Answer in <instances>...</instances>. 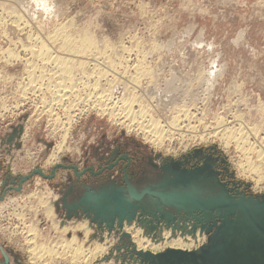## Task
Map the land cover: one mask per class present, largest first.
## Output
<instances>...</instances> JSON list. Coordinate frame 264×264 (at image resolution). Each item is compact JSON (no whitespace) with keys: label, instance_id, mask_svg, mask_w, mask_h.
<instances>
[{"label":"rangeland","instance_id":"1","mask_svg":"<svg viewBox=\"0 0 264 264\" xmlns=\"http://www.w3.org/2000/svg\"><path fill=\"white\" fill-rule=\"evenodd\" d=\"M18 2V9L22 10L20 12L24 13V18L31 24L28 30L32 34L41 30L47 36L52 34L56 25L62 24L59 27L69 29L70 34L81 31L88 35L91 33L92 40L100 48L108 47L111 50L122 44L131 49L130 53L121 52L125 55L122 54L125 61H128L123 63L125 66L122 64L125 68L124 76L137 74L132 69L137 62L142 67L144 63L143 69L146 66L148 72L142 73V77L140 75L138 90L133 94L136 104L138 102L141 105H134V102V111L143 108L147 114L159 119V125L164 126L163 129L165 122L170 121L176 111L182 113L187 110L192 117L179 121L181 129L172 133L173 138H168L161 146H155L139 131L132 128L128 130L124 124L120 125V121H113L106 113L100 114L90 107L89 102V107L85 105L87 101L82 94L86 96L88 91H82L80 97L84 98L79 99V104L82 105L75 107L80 109L79 113L77 114L78 110L70 111L72 114L69 115L73 117L66 122L65 114L56 109L59 122L53 121L41 111L44 104H41L39 91L26 90L25 100L19 96L27 81L23 77L26 67L23 61L27 57L24 46L31 42L23 32L13 29L9 24H1L0 246L8 256L7 264H32V255L28 250L30 246L25 242L31 237L27 236L25 228L28 221L38 225L37 229L41 233L39 241L45 240L47 245H53L62 239L61 233L55 232L54 224L43 217L37 198H27V195L40 189L46 197L50 194L47 198L59 224L65 221L88 223L91 232L83 246L99 242V245L107 248L104 254L97 256L89 264H138L135 254L130 257L131 249L138 248L124 229L131 224L137 225L135 221L130 225L124 222L122 229L115 226L109 232L104 225L101 229L98 228L81 211H78V216L73 215L70 219L65 217L64 205L74 203L87 187L96 191L110 182L117 187L124 185L121 169L125 160L120 159L106 168L122 154L130 159L127 168L130 182L140 189L158 179L165 161L182 160L184 155L194 150L207 152L210 147H214L211 149L214 151L212 155L224 158L228 172L234 175V180L242 183L239 190H244V183H247L251 194H264V179L256 185V178L253 180L247 175H239L240 171L238 172L235 164L239 161V153L232 146L226 148L218 140V135L217 138L213 137L216 119L222 117L230 122L236 114L243 117V122L259 124L260 132L264 133V0ZM6 50L12 55L10 60L2 57L7 53H4ZM111 54L108 63H116L117 58L113 56L114 53ZM116 86L112 93L116 99L121 98V95L129 97L133 93L130 94L125 87L124 90L123 85ZM63 121L62 125L60 122ZM186 124L192 126L193 130L187 131L183 127ZM64 129H67L66 132ZM262 132L260 135L264 137ZM198 134L205 139L199 140ZM61 136L65 137V141ZM59 144L63 146L62 152L55 159L49 157ZM58 164L61 166H57ZM55 166L57 167L53 173ZM72 166L77 167L80 176L74 173ZM88 167L96 174L87 171ZM36 169L47 176L53 174V177L47 179L33 174ZM23 176L29 178L19 190H15ZM141 229L144 235V228ZM172 231L171 228L162 227L160 236L163 232H169L171 236L181 235L178 230ZM197 232L199 233L198 229ZM122 233H127L129 238L123 237ZM158 233L159 230H155L148 236L152 240L157 239ZM202 233L204 241L192 249L207 242L209 235ZM70 235V231L65 234L66 237ZM75 236L77 239L83 238L81 232H77ZM2 260L0 254V262ZM47 261L49 264H73L68 259L53 257L42 263Z\"/></svg>","mask_w":264,"mask_h":264},{"label":"bare ground","instance_id":"2","mask_svg":"<svg viewBox=\"0 0 264 264\" xmlns=\"http://www.w3.org/2000/svg\"><path fill=\"white\" fill-rule=\"evenodd\" d=\"M15 1L18 2V0H0V26H3L1 24H9L13 27V29L23 32V35H25L31 42L28 46H24V52L27 57L24 61L22 60L26 65V67H24V75H26H23V77H25L27 81L24 83V88L21 87L24 90L21 91L19 96L25 100L27 98L25 96L26 90L32 89L39 91L41 95V104H44V108H41V111L46 113L48 117H51L49 119L59 122V117L56 115L58 112L56 113L55 111L57 109L59 111L61 110L63 115L65 114L64 119L68 122L69 119H71L70 117H73L72 115H69L72 114L69 112L78 110V114L80 109L75 107L77 105H82L81 103L79 104V99L85 97L87 101V104L85 105H88L89 102L90 107L100 114L106 113L113 121H120V125L124 124L128 130L132 128V130H136L137 132L139 131L142 136H144V138L153 145L161 146L165 140L167 141L169 140L168 138H173L172 133L181 129L178 124L179 121L182 122L183 120H188L192 117L191 113L187 110H183L182 113L181 111H176V114L171 117V120L165 122V129H163L164 126L159 125V119L157 120L147 114L143 108L134 111L133 103L135 102V105L136 101L133 99V94L138 90L142 77L141 74H144L147 70L145 69V66L144 71V63L141 60L140 62L143 63V67L142 64L138 62L132 66V69L134 68L138 75H128V77L124 76L125 68L123 65L125 66V64L123 63H126L127 60L125 61L124 57H122L123 53L121 52H125V54L130 53L131 49L122 44H118L117 46L115 45L116 47H112L114 46L112 45L111 50L108 49L106 45L105 46L107 48H100L97 46L98 44H95L94 40H92L91 33L88 35L81 31L79 33L76 32L75 34H70L68 32V26V30L62 26L59 27V25L62 24L56 25L54 31L50 35H43L40 32L41 30H36L38 33L32 34L28 30L31 24L24 18V13L20 12L22 10L18 9L19 5L16 4ZM77 28L79 27L77 26ZM70 32H72L71 29ZM109 45L110 44H108V46ZM8 51H4V53H7L4 56L2 55V57L6 58L5 60L12 56ZM111 53H114L113 56L117 58V62L115 61L116 63L113 62L114 60L112 61L113 63H108L110 56L112 55ZM114 57L112 58L114 59ZM88 68H90V70H88ZM126 71L127 70H125V74ZM116 84L119 86L123 85V89L125 87L127 91H130V94L132 92L133 93L129 97H123V95H121V98H114L112 93L117 88ZM82 91H88L86 96L82 94ZM81 94L84 97H80ZM136 105L141 106L140 104L138 105V102ZM54 115L56 116L53 118ZM181 116L183 118H180ZM232 118L233 119L230 122H226L227 120L225 121L222 117L216 119V128L214 127L215 135H211L216 138L218 135V140L224 143L226 148H230L232 146L235 151L239 153V161L235 163L237 165L238 172L240 171L239 175H247V177H250L251 179L256 178L255 183L256 185H259L264 179V137L260 135L262 132H260L261 127L259 124L251 125L243 122V117L239 114L234 115ZM60 123L63 125L64 121ZM183 127L186 128L187 131L192 129V126H189L188 124ZM65 132L63 133L65 134ZM64 136L66 137V135ZM198 136L200 135L198 134ZM64 138L62 137L65 141ZM202 139L205 138L200 136L199 140ZM62 147L63 146L60 144L58 146L56 145L49 157L55 159V157L62 152ZM46 163H48V161ZM40 190L34 194L27 195V198H37L38 205L42 208L41 213L43 217L54 224L53 228L55 232L61 233L62 239L59 243H56L57 245H47L44 243L45 240L43 242L39 241L41 233H39V230L37 229L38 225L28 221L29 224L25 225V228L27 229V236L31 237L26 239L25 242L29 243L30 246V249L28 248V250L32 255L30 257L32 264H49L48 261L44 263L42 262L44 260H49L52 257L60 260L68 259L73 264H89L94 258L102 254L106 247H104L101 243V245H99V242H92V244L83 246L86 238L89 237L91 232V229L87 225L88 223L83 221L68 223L65 221V223L59 224V221L55 219L53 207L47 198L50 194H47L46 197L42 193L43 190L42 192H40ZM38 205L37 209L39 207ZM89 225L91 226V224ZM124 229L130 234L132 240L136 243L138 250H149L152 253H156L168 247L180 250H190L193 247L196 248V246L202 243L205 238L204 234L200 232L191 234L184 231L181 232V235L177 234L175 236H171L169 232H163L162 236H160V231L157 234L158 238L152 240L151 236L145 234L143 235L142 229L138 225L131 224L129 227H125ZM69 231L71 232V235L70 237H66L65 234ZM77 232H81L83 234V238L77 239L75 236Z\"/></svg>","mask_w":264,"mask_h":264},{"label":"water","instance_id":"3","mask_svg":"<svg viewBox=\"0 0 264 264\" xmlns=\"http://www.w3.org/2000/svg\"><path fill=\"white\" fill-rule=\"evenodd\" d=\"M213 148L194 150L182 160L165 161L158 179L140 189L129 180V157L124 154L119 157L126 161L124 185L117 187L110 182L96 191L87 187L74 203L64 205L65 217L70 219L81 211L98 228L104 225L109 232L115 226L122 229L124 222L135 221L147 235L160 232L162 227L191 234L198 229L209 235L207 242L194 250L166 248L152 253L133 247L130 257L135 254L138 264H264V194H251L247 183L239 190L242 183L228 172L224 158L212 155ZM217 159L232 179L229 182L222 181L215 170ZM191 161L195 165L187 168ZM71 168L80 176L76 166ZM87 171L96 174L91 167ZM33 174L53 177L39 169ZM29 176L21 177L14 189L19 190ZM121 235L129 238L127 233ZM0 254V264H7L8 256L1 246Z\"/></svg>","mask_w":264,"mask_h":264},{"label":"flooded vegetation","instance_id":"4","mask_svg":"<svg viewBox=\"0 0 264 264\" xmlns=\"http://www.w3.org/2000/svg\"><path fill=\"white\" fill-rule=\"evenodd\" d=\"M122 155H124V154H122ZM122 155H119L118 157H117V159H116V161H114L112 164L114 165L116 162H118L120 159H119V157L120 156H122ZM121 160H123V159H121ZM125 163H126V161H125ZM125 163H124V165H125ZM124 165L122 166V169H121V173H122V180H123V167H124ZM129 165H130V159H129ZM195 164H194V161H191L190 163H189V165H187V168H191V167H193ZM216 167H215V170L216 171H218V172H220L219 173V176L221 177V180L222 181H224V182H229L230 180H232L230 177H228L227 176V172L226 171H224V169H223V167H224V165L222 164V163H220L219 162V159H217L216 160ZM107 167V166H106ZM129 167V166H128ZM127 167V168H128ZM127 168H126V171H127ZM127 174H128V177H130V175H129V173H128V171H127ZM229 186H230V184H229Z\"/></svg>","mask_w":264,"mask_h":264}]
</instances>
